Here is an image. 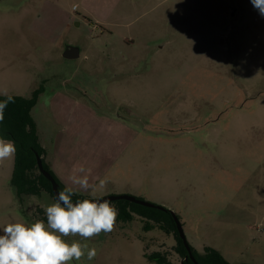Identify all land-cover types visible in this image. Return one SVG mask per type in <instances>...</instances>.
I'll return each instance as SVG.
<instances>
[{
	"label": "rangeland",
	"instance_id": "1",
	"mask_svg": "<svg viewBox=\"0 0 264 264\" xmlns=\"http://www.w3.org/2000/svg\"><path fill=\"white\" fill-rule=\"evenodd\" d=\"M70 46L80 57L63 56ZM38 89V128L52 129V119L56 147L77 165L90 162L89 184L98 174L111 187L86 198L130 195L165 207L199 253L264 264V17L250 0H0V94ZM55 93L130 127L98 125ZM78 117L89 122L84 136ZM111 153L119 158L110 168ZM13 170L14 157L0 162V226L31 223ZM34 199L32 209L55 202ZM82 242L96 257L69 264H159L155 253L182 264L174 237L137 215Z\"/></svg>",
	"mask_w": 264,
	"mask_h": 264
},
{
	"label": "clouds",
	"instance_id": "2",
	"mask_svg": "<svg viewBox=\"0 0 264 264\" xmlns=\"http://www.w3.org/2000/svg\"><path fill=\"white\" fill-rule=\"evenodd\" d=\"M252 6L264 17V0H250ZM13 98L0 101V122L4 110ZM14 141L0 137V162L15 156ZM84 164L74 166L69 180L76 187L58 191L55 202L44 208L45 220L35 222H9L0 226V264H69L86 256L91 261L95 248L86 241L101 233L112 232L117 223L118 210L109 200L76 199L80 191L90 188L89 173ZM79 236L69 243L65 237Z\"/></svg>",
	"mask_w": 264,
	"mask_h": 264
},
{
	"label": "trees",
	"instance_id": "3",
	"mask_svg": "<svg viewBox=\"0 0 264 264\" xmlns=\"http://www.w3.org/2000/svg\"><path fill=\"white\" fill-rule=\"evenodd\" d=\"M41 94V89L34 91L31 97L0 94V101L7 99L8 96H11L14 101L9 103L4 110V119L0 122V137L10 139L16 145L11 185L16 201L29 222L46 221L43 207L36 204L37 210L32 209L34 198L42 199L48 195L55 201L52 183L39 170L37 153L42 158L45 169L59 183L60 191L65 188L46 159L48 151L42 143L38 124L33 115V110L38 105ZM84 198H86L84 195L78 194L73 197V201ZM115 202L120 220L128 221L132 215H137L151 222L167 235H172L177 242L174 250L182 258L183 264H231L219 251L212 248H207L205 253L201 254L191 247L194 256V259H191L180 238L171 210L167 208L166 210L153 209L126 200ZM149 258L157 260L159 264H170L166 253L165 255L155 253L149 255ZM186 258L188 259L186 260Z\"/></svg>",
	"mask_w": 264,
	"mask_h": 264
},
{
	"label": "crops",
	"instance_id": "4",
	"mask_svg": "<svg viewBox=\"0 0 264 264\" xmlns=\"http://www.w3.org/2000/svg\"><path fill=\"white\" fill-rule=\"evenodd\" d=\"M55 94H60L61 97L65 98V100H67V102L72 107L71 108L72 111H74L75 108H79V109H81L79 114H85L86 115L88 113L91 116H93L95 123H97L98 125L101 123L102 119H107V120L109 119L113 123L117 124L120 127L125 128V129H129V127H130V124L127 121L123 120L120 116L109 115V117H105V116L93 115L92 110L88 107L89 105L86 106L87 104L83 100H79L78 97L73 96L71 93H55ZM78 120L83 121L84 125L80 129V134H83V136H84L86 133L85 127L87 124H89V122L87 121L86 117H78V118H75L74 124H76ZM91 122H92V120H91ZM37 123H38V119H37ZM50 126L56 127V125L52 119H51V125ZM93 126H97V125L93 124ZM53 127H52V129L50 128V130H49V128L43 129L39 126L40 135L42 137L41 138L42 143L48 151L46 159H47L48 163L50 164L54 173L57 175L59 180L63 183V185L65 187L67 186V187H74L75 188L76 186L71 184V182L69 180V176H70V174H72L73 168H74V166H77V164L72 162L73 155H71L70 152L65 150L67 147L64 146V144L62 146L58 145L56 147L55 139H54V135H56L55 134L56 128H53ZM67 135H68L67 133L64 134V136H63L64 140L66 139ZM123 137H124V140L128 139V136H126V135H123L122 138ZM98 158H99V156H98ZM118 158H119L118 154L111 153V160L109 162V163H111L110 168L114 164H116V166H117V163H118L117 159ZM86 163L88 164L90 162L86 161ZM86 165H85V167H86ZM97 166H99V159H98ZM91 168H93V166H91ZM110 168L108 169V171H110ZM109 173L107 174V176H109ZM94 177L96 178V181L94 183L90 184V188L87 191H80L79 194L89 196L88 193H90V194L92 193L90 191L102 190L103 192L101 191L99 193V197H102V195H104L103 193H107L104 191H109V189L111 187H109V188L108 187L107 188L100 187L101 179L103 178L102 175L98 176V174H95ZM98 187H99V189H98ZM112 188H115V186L112 185Z\"/></svg>",
	"mask_w": 264,
	"mask_h": 264
},
{
	"label": "water",
	"instance_id": "5",
	"mask_svg": "<svg viewBox=\"0 0 264 264\" xmlns=\"http://www.w3.org/2000/svg\"><path fill=\"white\" fill-rule=\"evenodd\" d=\"M63 56L67 59L78 58V57H80V49L78 47H72V46L67 47ZM36 156H37V162H38L39 170L52 183L53 193H54V196L56 199L57 193H58V191H60V185L56 181V179L51 175V173L45 169L42 158L39 156L38 153L36 154ZM95 200H109L111 202H115V201H119V200H126V201H130L132 203H136V204H139V205H142L145 207H149V208H153V209H159V210H166L165 207L152 204L150 202L144 201L142 199H139L137 197L130 196V195L107 196V197H103V198L95 199ZM171 213H172L174 220L176 222L180 238L183 240V242H184V244H185V246L189 252V257L191 259H194L192 248H191L190 244L188 243V240H187L186 235H185L184 227H183L181 221L179 220L178 216L173 211H171ZM187 259L188 258H186V260ZM182 264H183V260H182Z\"/></svg>",
	"mask_w": 264,
	"mask_h": 264
}]
</instances>
